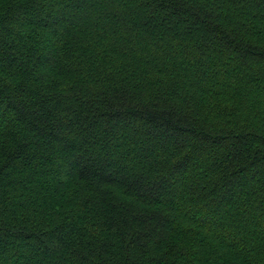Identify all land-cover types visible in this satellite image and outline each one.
I'll return each mask as SVG.
<instances>
[{
	"label": "trees",
	"instance_id": "1",
	"mask_svg": "<svg viewBox=\"0 0 264 264\" xmlns=\"http://www.w3.org/2000/svg\"><path fill=\"white\" fill-rule=\"evenodd\" d=\"M0 264H264V0H0Z\"/></svg>",
	"mask_w": 264,
	"mask_h": 264
}]
</instances>
